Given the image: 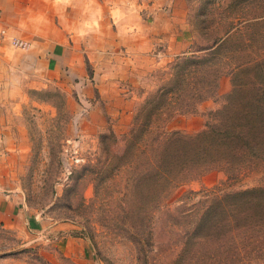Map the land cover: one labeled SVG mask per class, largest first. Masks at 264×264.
I'll return each mask as SVG.
<instances>
[{
    "label": "rangeland",
    "instance_id": "rangeland-1",
    "mask_svg": "<svg viewBox=\"0 0 264 264\" xmlns=\"http://www.w3.org/2000/svg\"><path fill=\"white\" fill-rule=\"evenodd\" d=\"M263 13L264 0H0V196L19 197L0 202V264L226 261L230 245L200 239L194 224L206 196L264 186V146L235 179L202 165L161 202H141L140 188L121 202L125 168L98 194L91 175L74 197L66 190L102 158V136L123 138L163 88L169 105L153 135H196L225 105L232 120L259 107L247 118L264 123V20L244 24ZM232 24L230 41L207 56ZM202 88L209 93L199 100ZM185 102L187 112L178 110ZM197 234L201 243L189 240ZM262 252L246 264H264V248L254 254Z\"/></svg>",
    "mask_w": 264,
    "mask_h": 264
},
{
    "label": "trees",
    "instance_id": "trees-1",
    "mask_svg": "<svg viewBox=\"0 0 264 264\" xmlns=\"http://www.w3.org/2000/svg\"><path fill=\"white\" fill-rule=\"evenodd\" d=\"M257 20L263 21L264 13L245 20L244 24ZM235 27V24L230 25L221 36L211 40L207 56L215 59L221 47L230 41L233 36L231 32ZM252 39L250 37V40ZM194 62L200 63L201 60L197 59ZM252 65L260 66L261 62L256 60L250 65L237 64L235 68ZM217 85H210L208 89H216ZM168 93L169 91L163 88L152 95L138 110L131 130L123 138L118 139L115 134L102 136V158L98 156L95 163L84 167L76 177L73 189L68 186L66 191L69 190L70 197L77 195L75 190L80 186L81 176L86 178L91 175L90 177L97 181L95 191L98 194L103 185L111 183V180L116 181L119 172L125 168L129 170L131 176L123 186L121 202H128L131 194L137 195V188L146 192L141 202H161L167 199L172 188L179 185L181 176L191 169L207 164H218L225 170L228 179L232 180L243 170L250 168L253 162L261 159L258 151L264 146L261 133L264 130V123L256 124V120H249L248 111L240 112L236 120H232L227 105L218 111L216 123L196 135H188L183 131L172 133L163 131L159 135H153L157 116L169 105ZM204 93H209V90L202 88L197 94V99L202 100ZM187 105L185 102L177 109L187 112ZM258 108L249 113L252 118ZM242 116L244 122H241ZM256 130L261 134L260 139ZM120 141L124 143V148L123 152L117 153L114 147ZM81 197L85 199L84 194ZM205 199L201 203L202 214L194 224L196 228L201 224V229H196L200 231L198 234L203 235L200 239L207 240L211 237L214 242L226 241L233 251L226 261L214 259L215 264L252 263L257 257L255 255L263 254L254 253L264 248V186L247 187L221 194L212 193ZM206 229L211 232H205ZM198 234L191 235L189 240L201 243L197 238Z\"/></svg>",
    "mask_w": 264,
    "mask_h": 264
},
{
    "label": "crops",
    "instance_id": "crops-1",
    "mask_svg": "<svg viewBox=\"0 0 264 264\" xmlns=\"http://www.w3.org/2000/svg\"><path fill=\"white\" fill-rule=\"evenodd\" d=\"M1 42L2 41H0V43ZM0 46H1V44H0ZM3 47L0 49V51H3ZM12 196H14V195L8 194V193H2V196H0V202H18L19 201L18 195H15L13 199H12ZM20 202H22V201H20ZM15 214L16 215L18 214V210H16L12 216L13 217L16 216ZM0 222L2 223V220Z\"/></svg>",
    "mask_w": 264,
    "mask_h": 264
},
{
    "label": "built area",
    "instance_id": "built-area-1",
    "mask_svg": "<svg viewBox=\"0 0 264 264\" xmlns=\"http://www.w3.org/2000/svg\"><path fill=\"white\" fill-rule=\"evenodd\" d=\"M3 33H4V31H3ZM16 45H19L20 47L23 45V43H19V41H15L14 42Z\"/></svg>",
    "mask_w": 264,
    "mask_h": 264
}]
</instances>
